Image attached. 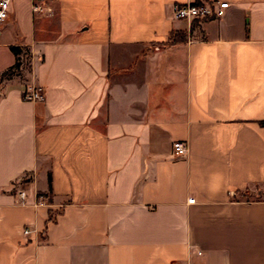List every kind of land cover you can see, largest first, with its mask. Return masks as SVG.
Masks as SVG:
<instances>
[{"label": "crops", "instance_id": "obj_1", "mask_svg": "<svg viewBox=\"0 0 264 264\" xmlns=\"http://www.w3.org/2000/svg\"><path fill=\"white\" fill-rule=\"evenodd\" d=\"M0 264H264V0H9Z\"/></svg>", "mask_w": 264, "mask_h": 264}, {"label": "built area", "instance_id": "obj_2", "mask_svg": "<svg viewBox=\"0 0 264 264\" xmlns=\"http://www.w3.org/2000/svg\"><path fill=\"white\" fill-rule=\"evenodd\" d=\"M228 5L227 1L220 2H185L175 3L172 6V15L177 19L186 20H203L211 16H218L221 14L222 9ZM9 10V0H0V22L5 20ZM32 11L35 13L51 12V8L39 2H34L32 5ZM22 98L24 100H37L43 98L42 87L40 85H26L22 90ZM187 144L182 140H174L172 142V153L174 156H184L187 152ZM22 181L24 179H21ZM17 199L19 202L24 203L26 197V191L24 188L17 190ZM194 197H189L187 201L192 202ZM46 198L43 194H39L37 197L38 204H44ZM24 233H29L30 230L25 228Z\"/></svg>", "mask_w": 264, "mask_h": 264}, {"label": "trees", "instance_id": "obj_3", "mask_svg": "<svg viewBox=\"0 0 264 264\" xmlns=\"http://www.w3.org/2000/svg\"><path fill=\"white\" fill-rule=\"evenodd\" d=\"M178 37H179V38H178ZM178 37H177L178 39L182 38L181 36H178ZM171 40L175 41V40H177V39H176V38H172ZM10 48H11V50L14 52V54L16 55V60H15V63H14L11 67H9V68L3 73L4 75H5V74H9V73H11V72L17 70V69H18V66H19V64H20L19 53H21L22 48H20V47L17 46V45H12V46H10ZM25 63H26V62H25Z\"/></svg>", "mask_w": 264, "mask_h": 264}, {"label": "rangeland", "instance_id": "obj_4", "mask_svg": "<svg viewBox=\"0 0 264 264\" xmlns=\"http://www.w3.org/2000/svg\"><path fill=\"white\" fill-rule=\"evenodd\" d=\"M26 58H27V57L24 55V56H23V60H22L24 63L26 62V61H25ZM25 64H26V63H25ZM25 67H26V65H25Z\"/></svg>", "mask_w": 264, "mask_h": 264}]
</instances>
